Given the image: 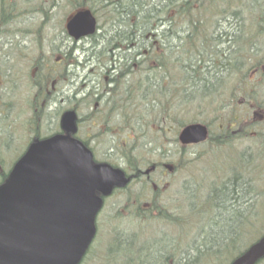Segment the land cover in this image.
I'll list each match as a JSON object with an SVG mask.
<instances>
[{
  "label": "flooded vegetation",
  "instance_id": "1",
  "mask_svg": "<svg viewBox=\"0 0 264 264\" xmlns=\"http://www.w3.org/2000/svg\"><path fill=\"white\" fill-rule=\"evenodd\" d=\"M89 1L90 3L87 0H0V32L11 30L27 32L31 39H33L32 35L38 34L34 38L37 47L34 46L32 51L14 48L13 59L7 53H0V184L7 178L14 163L24 154L30 144L55 134L82 143L90 152L92 163L122 173L121 184H114L105 195L99 191L96 192L100 196L101 206L95 219L94 240L103 235H98L100 234L98 222L102 210L124 203L123 197L114 201L116 194H125L126 208L134 210V214L139 211L141 217L143 216L142 211L153 210L158 216L160 215L159 210L181 207L179 198L172 200L170 195H163L164 183H166L164 175L166 172H178L175 165L166 162V157H174L178 160L186 157V152L192 153L190 149H194L197 151L196 157L208 158L210 153L205 156L197 150L200 146L205 145L208 151L213 145L230 144L229 138L221 134L220 125L217 126V131L219 130L217 135L203 120L194 122L206 127V138L198 143L182 144L179 135L186 121L178 120L176 124H180V128L176 133L173 148L166 150L164 146L170 142L163 141L159 129L156 128L157 124L164 122L174 124L176 119L178 107H165V103H161V99L165 96L164 89L167 88L170 94L177 95L178 93L179 95L185 90L187 80L199 81L206 59L216 73L221 69L225 71L221 76L218 75L221 78L220 81L224 83L220 88L221 94L227 97L228 93H234V90H229L225 83L238 80L240 82L238 91L240 92L237 93L243 99L246 98L245 101L249 100L248 106L244 104V101L242 102L246 109L243 118L241 119L240 115L231 118V127H239L231 137L247 138L253 141V144L264 145V0H254L252 5H250V0H235V6L240 5L239 13L242 14L237 35L222 32L223 48L209 49L205 46V43L209 41H203L201 45L205 46L204 51L198 43L203 40L204 36H207L210 19L218 15L223 6H220V0H191L192 5L184 14L191 15L190 34L187 33L185 39L180 35H170V39H181L180 45L183 44L186 53L190 52L192 56L191 62L183 61L185 53L177 58L173 57L172 50L177 47L175 42L169 44L162 42L161 37L157 35L155 18L141 17L137 9L127 4V0ZM223 1H226L227 5L222 11L223 13L228 12L229 4L234 0ZM176 4L178 5L168 8L167 16L171 19L174 13L183 16L184 9L182 12L179 11V8L183 6L180 1ZM54 9H58L55 16H60L62 21L57 22L52 18ZM85 9L91 12L95 20L94 30L79 38L72 37L69 34L68 22L75 13ZM113 19H121L118 26L121 31H117L111 41L122 33L129 35L124 38L126 44L124 49L120 47L115 51L111 43H108L103 47L104 52L88 63L78 61V59L74 62L73 54L63 49L59 52L54 51L49 60L42 56L44 54L42 42L45 33L59 32L64 37L70 36L80 40L102 32L106 23ZM143 22L145 23L142 24ZM166 34L168 33H162L163 36ZM1 55H6L8 58L4 59ZM116 56L118 58L130 56L131 62L128 64L118 62ZM144 59L146 67L142 68ZM70 60H72L70 66L81 68L84 71L81 89L76 88L75 85H69ZM39 71L43 76L41 87L36 82ZM141 73L143 74L142 82H140ZM179 78L182 80L181 83L177 82ZM90 79H95V84H89ZM123 84L126 89L124 93H121ZM141 88H143V94ZM4 96L8 99L5 100ZM210 97V94L204 97L206 104L208 103L204 107L205 114H208L211 108L214 111L217 108L221 109L225 104L218 103L217 96H214L213 101ZM53 101L59 103L55 121L48 129L41 128L43 116L47 113L48 105ZM10 102L12 108L8 109L7 104L10 106ZM134 102L133 115L137 119V124L141 126L140 130L144 131L147 126L148 129L151 128L158 134L159 146L154 159L143 149L135 153V150L140 148L136 140H140L141 135L137 138L133 137L131 111ZM151 102L156 105L151 106ZM136 107L141 109L138 110ZM68 111L74 114L73 131H67L63 126V116ZM114 114H117L118 123H113ZM154 116L156 119L153 121ZM43 130L45 132H42ZM118 130H126L124 139L117 137L116 131ZM160 131L163 132L164 129ZM109 136L115 138L110 139ZM111 140L112 144L124 146L119 155L120 163H115L111 155L104 158L95 150L96 145L109 144ZM129 141H133L135 150L128 148ZM158 173H160L159 176ZM136 185H138L137 188ZM137 193L148 195L147 200L137 202L134 199ZM93 240L92 243L95 241ZM132 244L131 240L130 249ZM109 248L112 252L116 251L119 246L109 244ZM89 250L90 247L82 262L88 256ZM130 253H132L131 250ZM136 257L137 260H141L143 254H137L136 251L131 258L128 255L126 262L133 261ZM117 260H122L120 253Z\"/></svg>",
  "mask_w": 264,
  "mask_h": 264
},
{
  "label": "rangeland",
  "instance_id": "2",
  "mask_svg": "<svg viewBox=\"0 0 264 264\" xmlns=\"http://www.w3.org/2000/svg\"><path fill=\"white\" fill-rule=\"evenodd\" d=\"M87 1L90 3L89 0ZM177 1H180L183 6V8H179L181 12L184 9L183 16L174 13L171 19L167 16L168 8L178 5L176 4ZM253 1L250 0V5ZM219 3L223 8L219 10L218 15L211 18L212 23L210 19L207 36H204L203 40L198 43L202 51H204L205 46L209 49L212 47L223 48V43L221 44L222 32L237 35L242 17V14L239 13L240 5L235 6L236 1L234 0L229 4V11L223 13L222 10H224L227 2L220 0ZM127 4L137 9L139 15L143 18H155L157 35L161 37V41L167 44L174 41L177 45L172 50L173 57L177 58L185 53L183 61H192L190 52L186 53L183 44L180 45L181 39H170V35H180L185 39L187 33L190 34L192 29L191 15L186 16L184 14L192 5L191 0H127ZM56 10L58 9L52 11V18L60 22L62 18L55 16ZM120 20L113 19L106 23L102 32L80 40L70 36L64 37L57 31H55L57 33L48 31L49 33H45L42 42L44 50L42 56L49 60L54 51L59 52L60 49H63L73 54L74 62L75 59L85 63L91 62L104 52L105 48L103 47L111 42L113 35L117 31H121L118 27ZM207 25L208 21L206 22ZM164 32L168 34L163 36L162 33ZM37 36L38 34H34L32 35L33 39H31L27 32L14 30L0 32V53H7L13 59L14 48L32 51L34 46L37 47L34 40ZM212 38L215 41L211 40ZM206 40L209 42H206L205 46L202 47L201 42ZM1 56L4 59L8 58L6 55ZM125 57L129 60L126 64L130 63L131 57ZM157 60L161 62L160 59ZM71 63L72 60H70L68 66L69 85H75L76 88L81 89L84 71L81 68L70 66ZM141 67H146L145 59L142 61ZM203 69L201 79L199 81L187 80L185 90L179 95L178 93L177 95L170 94L167 88L164 89L165 96L163 95L164 98L161 99V103L164 102L165 107H178L176 119L174 124H171V122L161 123L157 120L161 124H157L156 127L159 129L162 140L170 142L164 146L166 150L173 148L176 133L180 128V124H176L178 120L186 121V123L203 120L210 125L217 135L219 131H217V126L220 125L221 134L230 140L228 141L230 144L213 145L208 151L205 145L200 146L197 150L204 153L205 156L210 153L208 158L196 157L197 151L194 149H190L192 153L186 152V157L182 156L184 158L178 160L174 157H166V162L175 165L178 172H166L164 175L166 183H164L165 192L163 195H170L172 200L179 198L181 207L178 209L171 208L169 211L179 215L182 222L177 225L171 219L172 215L170 213H168L169 217L157 216L153 210L144 211L145 213L142 211L143 216L141 217L139 211L134 214V210L126 208V205H124L126 203L125 194H116L114 201H118L123 197L124 203L117 204L116 207H106L102 210L98 222L100 228V234L98 235L103 234L104 236L94 239L93 246L82 264H229L234 257L242 253L251 243L263 235L264 152L262 151L264 150L261 145V152H255L252 155L253 152L250 151V147L253 146V141L247 138L231 137L239 128L238 126L231 127V118L240 115L242 119L246 110L242 102L244 101V104L248 106L249 100L245 101L246 98L243 99L237 93L240 92L238 91L240 89L238 80L225 83L229 90H234V93H228L227 97L221 94L220 88L224 83L220 81L221 78L218 75L221 76L225 71L221 69L216 73L211 68L208 59L205 60ZM42 79L43 76L39 71L36 77L39 87L43 85ZM181 81L180 79L177 82L181 83ZM140 82H142V77H140ZM91 83L95 84V79H90L89 84ZM125 89L126 86L123 84L121 93H124ZM141 90L143 94V88ZM207 94L211 95V101L214 100V96H217L218 103L223 102L225 104L221 109L217 108L213 111V108H211L209 113L205 114L206 109L204 107L208 103L206 104L204 97ZM150 104L151 106L156 105L154 102ZM134 105L135 102L131 111L133 117L132 127H134L132 131H134V138L141 135L140 140H136L140 144V148L135 150L133 141H129L128 148L135 150V153H138L140 149L146 150L151 158H156L155 153H157L159 146L158 134L156 131H152L151 128L148 129L147 126L144 131L140 130L141 126L139 123L137 124V119L133 115ZM10 106L7 104L8 109L12 108V103ZM58 109L59 103L55 101L48 105L47 113L44 114L41 121L43 124L41 128L48 129L50 124L54 123ZM136 109L140 110L141 108L136 107ZM141 112L143 111L141 110ZM155 119L154 116L153 121ZM118 120L117 114H114L113 123H118ZM161 129H164V131L161 132ZM42 132H45V130ZM116 132L118 138L124 139L126 130ZM109 138L114 139L115 137L109 136ZM112 142L111 140L109 144L96 145L95 150L97 154L99 153L104 158L111 155L115 163H120L119 155L124 146L112 144ZM159 175L160 173H158ZM137 187L138 185H136ZM147 197L146 194L137 193L134 195L137 202H144ZM149 198H151V195H149ZM182 201H185V204H182ZM183 217L190 220V225L184 222ZM211 234L213 238L210 236ZM217 237L219 240L222 239V243L220 241L219 243H213L214 238ZM131 240L133 244L130 249L129 243ZM109 244L118 245L119 251L116 249V251L110 252ZM202 247L206 248V251L215 253L211 262L202 261L200 255L203 251ZM130 250L132 253H130ZM136 251L137 254H143V258L137 260L136 257L135 260L126 262L128 255L131 258ZM119 253L122 260H117ZM259 264H264V261Z\"/></svg>",
  "mask_w": 264,
  "mask_h": 264
},
{
  "label": "water",
  "instance_id": "3",
  "mask_svg": "<svg viewBox=\"0 0 264 264\" xmlns=\"http://www.w3.org/2000/svg\"><path fill=\"white\" fill-rule=\"evenodd\" d=\"M89 10L68 22L75 38L92 33ZM73 112L63 126L73 129ZM206 128L187 125L182 143L200 142ZM122 173L92 164L79 142L54 135L31 144L0 185V264H78L94 233L102 194L121 184ZM264 257V235L229 264H255Z\"/></svg>",
  "mask_w": 264,
  "mask_h": 264
},
{
  "label": "bare ground",
  "instance_id": "4",
  "mask_svg": "<svg viewBox=\"0 0 264 264\" xmlns=\"http://www.w3.org/2000/svg\"><path fill=\"white\" fill-rule=\"evenodd\" d=\"M129 35H128V33H122V34H120V35H118L117 37H115L110 43H111V47L113 48V50H117L118 48H120L121 47V49H124V47H125V42H124V38H126V37H128ZM115 55V54H114ZM116 59L118 60V62H123V63H127V62H129V60L128 59H126V57L125 56H121V58H118L117 56H116ZM121 59V60H120ZM143 76V74L141 73L140 74V77H142ZM252 146V145H251ZM262 149L264 150V145H262ZM250 151L251 152H253V153H255V152H261V145H257V144H253V146L252 147H250ZM262 152H264V151H262ZM210 236H212V238H213V235L211 234ZM214 242L213 243H219V241L222 243V239L221 240H219V238L217 237V238H214V240H213ZM212 251H204L203 253H202V261H205V260H207L208 262H211L212 260H213V257L215 256V253H211ZM206 262V261H205Z\"/></svg>",
  "mask_w": 264,
  "mask_h": 264
},
{
  "label": "trees",
  "instance_id": "5",
  "mask_svg": "<svg viewBox=\"0 0 264 264\" xmlns=\"http://www.w3.org/2000/svg\"><path fill=\"white\" fill-rule=\"evenodd\" d=\"M158 212L162 215L164 211H163V210H159ZM202 250H203V251L201 252V254H202L204 251H206V250H204V249H202ZM208 252H209V251H208Z\"/></svg>",
  "mask_w": 264,
  "mask_h": 264
}]
</instances>
